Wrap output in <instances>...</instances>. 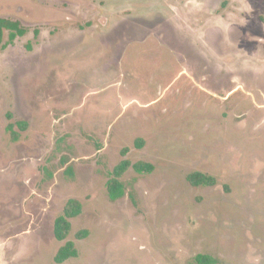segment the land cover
I'll return each mask as SVG.
<instances>
[{
	"label": "rangeland",
	"instance_id": "374dc122",
	"mask_svg": "<svg viewBox=\"0 0 264 264\" xmlns=\"http://www.w3.org/2000/svg\"><path fill=\"white\" fill-rule=\"evenodd\" d=\"M1 17L26 33L0 48V264H54L67 241L66 264H264V0H0ZM124 159L153 170L113 201Z\"/></svg>",
	"mask_w": 264,
	"mask_h": 264
},
{
	"label": "trees",
	"instance_id": "16d2710c",
	"mask_svg": "<svg viewBox=\"0 0 264 264\" xmlns=\"http://www.w3.org/2000/svg\"><path fill=\"white\" fill-rule=\"evenodd\" d=\"M10 30V39L14 40L17 36H22L26 33V29L21 27L16 21L10 20L8 18H0V48L4 46L3 36L4 31ZM8 117L12 118V113H8ZM18 125L20 128H26V122H16L10 123L9 128L12 132L13 139L18 138V133L15 131L14 126ZM143 141L138 140L137 146H142ZM124 150V154H126ZM133 167L138 173L151 172L153 170V165L143 161L136 162L132 164L129 159L122 160L118 165H116L112 171V177L108 181V192L111 200L116 201L125 195L124 184L121 181V177L124 173ZM188 180L193 185H213L215 184V179L211 176L205 175L200 172L191 173L188 176ZM82 211V204L77 199H70L64 207L63 214L58 216L54 222V235L56 239L62 241L67 238L71 230V219L78 216ZM87 235V232H80L77 236L81 239ZM79 256V251L72 241H67L63 246H61L54 257V264H66V261ZM198 264H212L214 259L208 255L199 254L196 256Z\"/></svg>",
	"mask_w": 264,
	"mask_h": 264
}]
</instances>
